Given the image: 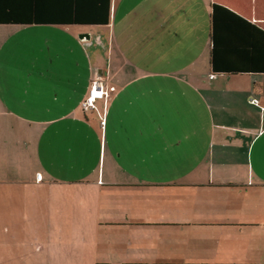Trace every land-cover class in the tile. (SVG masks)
Listing matches in <instances>:
<instances>
[{
    "label": "crops",
    "instance_id": "0c3cea01",
    "mask_svg": "<svg viewBox=\"0 0 264 264\" xmlns=\"http://www.w3.org/2000/svg\"><path fill=\"white\" fill-rule=\"evenodd\" d=\"M129 1L102 65L0 69V264H264V73L209 61L211 3L264 0Z\"/></svg>",
    "mask_w": 264,
    "mask_h": 264
},
{
    "label": "trees",
    "instance_id": "16d2710c",
    "mask_svg": "<svg viewBox=\"0 0 264 264\" xmlns=\"http://www.w3.org/2000/svg\"><path fill=\"white\" fill-rule=\"evenodd\" d=\"M112 0H0V24L104 25ZM212 73H264V29L229 7L212 2Z\"/></svg>",
    "mask_w": 264,
    "mask_h": 264
},
{
    "label": "rangeland",
    "instance_id": "374dc122",
    "mask_svg": "<svg viewBox=\"0 0 264 264\" xmlns=\"http://www.w3.org/2000/svg\"><path fill=\"white\" fill-rule=\"evenodd\" d=\"M128 3L144 4L148 8L152 0H130ZM120 12L118 7L116 20ZM102 27L80 24H0V69L9 71L12 74L10 83L22 91L25 79H29L26 77L28 73L34 74L45 69L48 72L75 68L84 70L90 63L102 65L105 57ZM17 103L14 106L16 108Z\"/></svg>",
    "mask_w": 264,
    "mask_h": 264
},
{
    "label": "built area",
    "instance_id": "2783aa9c",
    "mask_svg": "<svg viewBox=\"0 0 264 264\" xmlns=\"http://www.w3.org/2000/svg\"><path fill=\"white\" fill-rule=\"evenodd\" d=\"M214 77V74L210 75ZM114 86L105 87L100 80H93L88 88L86 95L81 101V107L83 110H90L96 108V101L98 99L106 100L110 97L111 93L114 91ZM252 103L258 105L259 101L257 98L250 99ZM262 111L264 112V107L261 106ZM101 123H104V120H101ZM37 177H40V174H37Z\"/></svg>",
    "mask_w": 264,
    "mask_h": 264
}]
</instances>
